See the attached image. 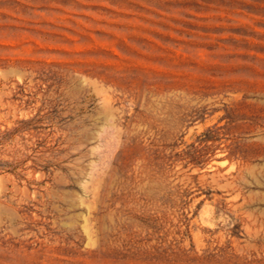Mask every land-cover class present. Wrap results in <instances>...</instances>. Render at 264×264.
<instances>
[{"label": "rangeland", "instance_id": "374dc122", "mask_svg": "<svg viewBox=\"0 0 264 264\" xmlns=\"http://www.w3.org/2000/svg\"><path fill=\"white\" fill-rule=\"evenodd\" d=\"M0 264H264V0H0Z\"/></svg>", "mask_w": 264, "mask_h": 264}, {"label": "bare ground", "instance_id": "6f19581e", "mask_svg": "<svg viewBox=\"0 0 264 264\" xmlns=\"http://www.w3.org/2000/svg\"><path fill=\"white\" fill-rule=\"evenodd\" d=\"M226 172H224V173H222V174H225ZM222 178V177H221ZM237 178V177H236ZM223 179V178H222ZM225 188V187H224ZM230 204V203H229ZM235 205V204H234ZM234 207V206H233ZM232 208V207H231ZM236 209V208H235ZM247 219V218H246ZM245 219V220H246ZM253 219H255V218H253ZM247 220H249V219H247ZM254 230V229H253ZM250 233H251V231H250ZM254 236H256V234L254 235Z\"/></svg>", "mask_w": 264, "mask_h": 264}]
</instances>
